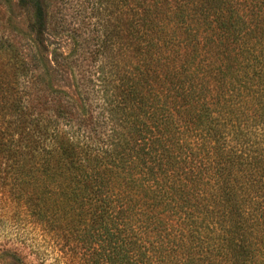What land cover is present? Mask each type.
Masks as SVG:
<instances>
[{
	"label": "trees",
	"instance_id": "16d2710c",
	"mask_svg": "<svg viewBox=\"0 0 264 264\" xmlns=\"http://www.w3.org/2000/svg\"><path fill=\"white\" fill-rule=\"evenodd\" d=\"M114 4L72 96L45 0H16L35 52L0 45V199L51 264H264V0Z\"/></svg>",
	"mask_w": 264,
	"mask_h": 264
},
{
	"label": "rangeland",
	"instance_id": "374dc122",
	"mask_svg": "<svg viewBox=\"0 0 264 264\" xmlns=\"http://www.w3.org/2000/svg\"><path fill=\"white\" fill-rule=\"evenodd\" d=\"M45 3L47 33L72 61L68 68L72 73L65 71L61 80L54 77L49 83L73 96L76 85L82 89L81 83L88 78V71L110 61L109 53L105 54L102 46L107 32L115 25L114 0H45ZM29 20L30 15L17 8L16 0H0V45L15 48L3 50L5 54L11 56L17 52L23 57H32L35 49L28 31ZM34 75L40 76L38 81L42 78L37 70ZM27 79L30 81L27 92L33 93L35 86L36 90L44 89V84H36L33 76ZM11 208L0 199V261L9 251L26 264H51L38 230L24 225L22 216Z\"/></svg>",
	"mask_w": 264,
	"mask_h": 264
}]
</instances>
